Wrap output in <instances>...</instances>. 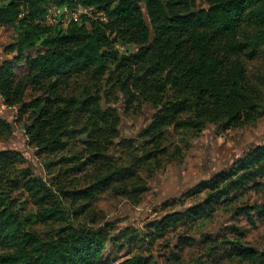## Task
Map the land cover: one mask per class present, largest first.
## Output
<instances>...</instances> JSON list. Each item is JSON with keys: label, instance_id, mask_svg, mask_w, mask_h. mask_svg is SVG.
<instances>
[{"label": "trees", "instance_id": "16d2710c", "mask_svg": "<svg viewBox=\"0 0 264 264\" xmlns=\"http://www.w3.org/2000/svg\"><path fill=\"white\" fill-rule=\"evenodd\" d=\"M53 6L88 8L106 19L83 15L67 27L38 23ZM0 28L7 55L0 64L1 99L18 109L27 144L49 175L35 173L21 151L0 150V264H159L155 251L170 247L173 233L171 255L178 261V251L198 242L195 227L248 189L264 187L263 143L184 196L204 194L200 203L171 210L144 229L82 220L106 193L139 204L149 190L141 169L153 160L160 167L171 133L200 135L209 126L225 132L264 117V92L246 66L264 53V0H204V6L195 0H12L0 6ZM82 75L97 92L117 90L127 109L153 110L142 148L120 138L119 113L104 108L99 94L69 93ZM13 132L14 124L0 120V139ZM116 147L130 151L128 164L118 162ZM240 212L252 226V213L264 218L261 206ZM36 222L46 230L35 229ZM231 229L236 238L221 245L243 263L264 264V251ZM210 238L202 239L214 257L218 241Z\"/></svg>", "mask_w": 264, "mask_h": 264}, {"label": "rangeland", "instance_id": "374dc122", "mask_svg": "<svg viewBox=\"0 0 264 264\" xmlns=\"http://www.w3.org/2000/svg\"><path fill=\"white\" fill-rule=\"evenodd\" d=\"M12 0H0V6ZM197 6H204V0H195ZM143 11L147 22L146 7ZM250 30L248 25L244 30ZM126 52L127 48H121ZM249 78L258 83L264 92V53L255 61L246 62ZM69 93L78 94L95 92L102 98L104 108L117 110L121 119L120 138L130 139L139 148H142L143 139L140 137L143 130L150 124L153 110L145 107L138 111L135 107L127 109L122 95L110 86L103 87L100 91L95 86L89 75L74 78L69 86ZM11 123L14 124L13 134L0 139V150L13 149L21 151L35 173L49 178L41 163L36 157L35 149L27 144L23 125L17 122V117L11 114ZM119 142V141H117ZM264 143V117L256 124L247 125L225 132L215 126H209L202 134L195 135L191 132L171 133L163 147L167 154L159 157L160 167L156 162L150 161L141 169V178L147 183L149 190L141 196V201L136 204L133 200L117 197L106 193L98 197L95 211L85 215L82 220L86 223L95 221L97 225L104 222H114L118 227L136 226L144 229V224L154 220L171 210L186 209L201 202L204 194L194 198H185L196 185L214 176L219 171L230 166L233 161L243 157L251 149ZM115 157L121 164H128L130 159L128 149L115 148ZM178 149L179 152H178ZM140 154V152H139ZM157 167V168H156ZM164 209L163 206L169 204ZM244 206H261L264 210V187L261 189H248L240 200L226 208L219 209L214 220H209L191 232L197 238L196 243L186 246L183 251H178L179 260L171 255L172 247L177 244L175 234H171L170 247L156 249V259L159 264H246L235 257L228 247L221 245L224 238L234 240L232 227L238 228L246 235L245 242L248 247L264 251V218L260 219L252 213L256 225L252 226L247 216L240 212ZM239 209V210H237ZM28 212L35 213L37 208L28 205ZM34 220L36 218L34 217ZM33 227L44 232L46 226L36 222ZM209 235L210 240L218 241L219 250L215 254H208V243L203 237ZM177 236V234H176ZM174 237V238H173ZM220 245V246H219Z\"/></svg>", "mask_w": 264, "mask_h": 264}, {"label": "built area", "instance_id": "2783aa9c", "mask_svg": "<svg viewBox=\"0 0 264 264\" xmlns=\"http://www.w3.org/2000/svg\"><path fill=\"white\" fill-rule=\"evenodd\" d=\"M83 15H86L87 17L93 19H106L103 13H95L94 10L88 8L53 6L47 11L43 19L38 20V23L47 26H55L57 24H61L63 27H67L73 21L78 22Z\"/></svg>", "mask_w": 264, "mask_h": 264}, {"label": "crops", "instance_id": "0c3cea01", "mask_svg": "<svg viewBox=\"0 0 264 264\" xmlns=\"http://www.w3.org/2000/svg\"><path fill=\"white\" fill-rule=\"evenodd\" d=\"M2 29L0 28V34ZM7 58V55L4 52V47L0 42V64ZM15 114L17 117L18 109L17 108H8L3 104L2 99H0V120L8 121L11 123V114Z\"/></svg>", "mask_w": 264, "mask_h": 264}]
</instances>
